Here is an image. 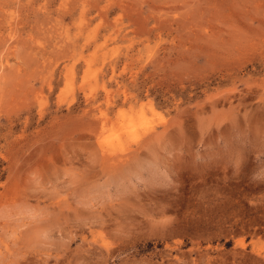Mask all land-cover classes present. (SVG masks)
<instances>
[{"label":"rangeland","instance_id":"1","mask_svg":"<svg viewBox=\"0 0 264 264\" xmlns=\"http://www.w3.org/2000/svg\"><path fill=\"white\" fill-rule=\"evenodd\" d=\"M0 264H264V0H0Z\"/></svg>","mask_w":264,"mask_h":264}]
</instances>
